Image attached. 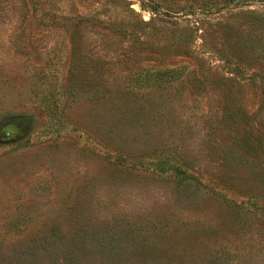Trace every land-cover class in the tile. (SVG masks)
I'll return each instance as SVG.
<instances>
[{
	"label": "rangeland",
	"instance_id": "374dc122",
	"mask_svg": "<svg viewBox=\"0 0 264 264\" xmlns=\"http://www.w3.org/2000/svg\"><path fill=\"white\" fill-rule=\"evenodd\" d=\"M239 1L0 0V264H264V3Z\"/></svg>",
	"mask_w": 264,
	"mask_h": 264
},
{
	"label": "trees",
	"instance_id": "16d2710c",
	"mask_svg": "<svg viewBox=\"0 0 264 264\" xmlns=\"http://www.w3.org/2000/svg\"><path fill=\"white\" fill-rule=\"evenodd\" d=\"M255 1L264 3V0H242L237 2V5H246ZM244 3V4H243ZM182 69H172V70H165V71H158L157 76L161 78V80L167 79L168 82H176L179 81L182 77Z\"/></svg>",
	"mask_w": 264,
	"mask_h": 264
}]
</instances>
